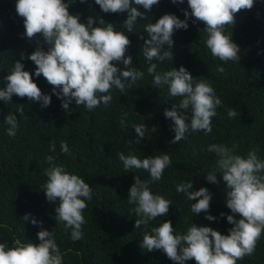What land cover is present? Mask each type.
Segmentation results:
<instances>
[{
	"label": "trees",
	"instance_id": "obj_1",
	"mask_svg": "<svg viewBox=\"0 0 264 264\" xmlns=\"http://www.w3.org/2000/svg\"><path fill=\"white\" fill-rule=\"evenodd\" d=\"M17 0H0V88H6L5 77L21 60L22 53L30 56L38 43L45 51L50 47L42 36L28 39L25 35L24 20L17 14ZM68 3V0H64ZM142 13L133 32L124 27L128 13H104L95 0H72L69 12L79 15L80 22L87 24L89 17L112 23L116 31L128 35L131 45L127 55L133 59L131 67L144 72V77L131 84L122 94L118 89L111 90L112 100L107 105L89 111L78 106L75 100L64 110L58 98L43 75H35L36 65L24 58V70L32 74L34 82L42 92L51 95L48 107L42 101L34 102L27 97L13 95L12 101H0V243L9 247L19 239L22 243L39 244L38 232L52 231L53 238L63 254V264H176L163 250L148 252L141 247L143 236L151 228L171 220L177 234L186 233L194 224L197 227H210L228 235L235 225L227 221V215L234 214L226 205L228 187L222 174L216 173L218 183L210 182L207 174L214 170L217 155L209 152L211 145H222L233 150L234 154L247 157L254 150L259 159L264 160V0H255L250 10L236 14V23L227 25L226 35L240 48V60L221 61L213 57L206 46V25L188 18L189 27L177 29L173 34L170 51L172 60L158 61L157 72L163 73L183 66L194 77L193 83L204 81L210 84L215 95L222 101L212 117V132L189 131L184 139L174 144V122L166 118L165 110H172L181 97H171L167 85H155L154 77L147 72L150 62L143 55V47L148 35L146 23H156L163 15L173 14L186 19L184 11L190 12L187 0L173 4L172 0H160L150 11L140 5H133ZM167 50V45L164 46ZM122 73L123 63L117 65ZM225 69L224 73L217 71ZM23 107V115L18 111ZM234 109L238 115L229 118L228 110ZM182 111V110H180ZM15 114L18 120L16 136L7 135L4 118ZM181 114L191 119V108ZM122 118L125 126L121 125ZM133 124L147 126V135L136 143L138 134ZM55 143V152L50 146ZM61 142L69 146V153L61 150ZM136 155L143 159L150 156L169 154L172 164L165 169L163 178L150 184L154 194L171 200L166 216L151 221L148 228L142 225L135 229L139 219L132 211L128 195L138 175L142 181L151 180L148 171L143 169L125 170L118 153ZM52 155L56 164L67 172L82 177L92 187V200L87 201L83 211L86 223L82 226L83 238L74 241L71 229L56 221L58 202L48 201L43 188L47 181L44 175L49 167L45 157ZM192 182L191 191L206 187L212 194L210 208L199 214L191 211L192 203L185 194L177 193L176 186ZM225 213V216H221ZM30 214L29 220L22 218ZM216 217L208 220L206 216ZM38 223L32 224V219ZM42 221V227L39 222ZM185 264H196L195 260ZM237 264H264V234L256 244L254 253L237 261Z\"/></svg>",
	"mask_w": 264,
	"mask_h": 264
},
{
	"label": "clouds",
	"instance_id": "obj_2",
	"mask_svg": "<svg viewBox=\"0 0 264 264\" xmlns=\"http://www.w3.org/2000/svg\"><path fill=\"white\" fill-rule=\"evenodd\" d=\"M84 2V0H81ZM160 0H95L104 13L127 12L124 27L129 33L133 32L138 18L142 13L133 5L143 6L150 11ZM184 0H172L173 4H182ZM190 12L184 11L186 19L181 20L173 14L163 15L156 23H146L144 30L148 35L143 47V55L150 62L147 72L154 77V84L167 85L169 95L173 98L181 97L172 110H165V117L173 122L175 132L171 143L177 144L185 138L190 130L193 132H212V117L216 116V108L222 104L215 95L214 88L204 82L193 83L194 77L183 66L178 70L157 72V64L151 63L153 59L164 61L172 60L170 51L174 41V31L187 30L188 18L194 17L206 25V46L213 57L221 61L240 60V48L233 42L232 35L225 34L227 25L236 23V14L241 10H250L255 0H187ZM72 0H17V14L24 20L25 35L28 39L42 36L44 42L50 47L47 51L38 43L36 50L30 55H21L35 63L37 77L43 75L47 82L54 86V94L62 100L64 110L75 100L78 106H85L89 111L101 104L107 106L111 100V90L118 89L126 93L131 84L124 81L135 82L144 77L143 71L131 67L133 59L127 55L131 41L123 31H116L112 23L99 21L100 26H93L95 20L89 17L87 24L80 22L79 15H72L69 7ZM167 45V50L164 46ZM17 60L14 67L5 77L6 88H0V101L5 104L12 101L13 95L20 98L27 97L34 102L42 101L43 107L51 104V95L44 94L34 82L32 74L24 70V64ZM123 63L125 69L122 73L117 67ZM219 73H224L223 67H218ZM191 108L190 122L186 115L181 114ZM182 110V111H180ZM23 115V107L18 109ZM238 115L234 109L228 110L229 118ZM4 121L9 125L7 135L15 137L19 127L15 114H8ZM121 125L125 126L122 118ZM138 134L136 143L148 136L147 126L133 124ZM53 142L50 152H55ZM61 150L69 153V146L61 142ZM209 152L217 155L214 170L207 174L210 182L218 183L216 173H221L226 182L228 191L226 205L234 214H239L238 221L234 215H227V221L235 226L224 235L210 227H197L192 224L186 233L177 234L171 220L163 222L158 227L151 228L150 233L143 236L141 247L148 252L163 250L166 256L176 264H185L186 261L195 260L196 264H237V261L250 256L256 249V244L264 234V160L258 158L254 150L249 151L247 157L234 154L226 146L211 145ZM125 170L143 169L149 172L151 180L142 181L137 175L135 183L131 186L128 195L129 204L135 205L132 211L139 219L135 220V229L142 225L145 229L157 217L166 216L172 201L162 195L154 194L150 184L160 181L166 168L172 164V158L165 153L140 159L136 155L118 153ZM49 167L44 175L47 177L43 185L44 193L50 202H58L55 209L56 221L71 229L74 241L83 238L82 226L86 223L83 211L87 201H91L92 187L85 180L66 171L62 165L56 164L52 155L45 157ZM192 182H184L176 186L177 193L185 194L192 203L191 211L199 214L207 212L210 208L212 194L206 187L191 191ZM30 214L22 219L29 220ZM225 216V213H221ZM208 220H216L211 215ZM32 224L38 221L32 219ZM42 227V221L39 222ZM39 244L22 243L19 239L9 247L6 242L0 243V264H63V254L60 251L52 231L38 232Z\"/></svg>",
	"mask_w": 264,
	"mask_h": 264
}]
</instances>
